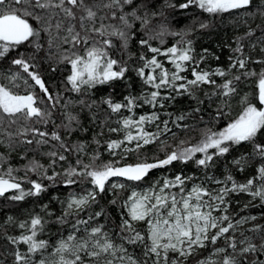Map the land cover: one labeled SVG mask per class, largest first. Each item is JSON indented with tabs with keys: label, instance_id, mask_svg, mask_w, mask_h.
I'll return each instance as SVG.
<instances>
[{
	"label": "trees",
	"instance_id": "1",
	"mask_svg": "<svg viewBox=\"0 0 264 264\" xmlns=\"http://www.w3.org/2000/svg\"><path fill=\"white\" fill-rule=\"evenodd\" d=\"M183 2L185 0H151L149 11L161 14L151 18V23L147 28H143L140 22L136 21L131 29L133 35L128 40L127 48L122 47V41L111 37L114 47L109 50V54H114L115 58L125 61L128 67L126 78L114 81L112 84L97 85L95 88L81 92L71 90L66 80L71 66L60 62L63 50L69 45L59 47L54 45L49 48L48 35L45 33H42V47L39 51H36L32 45H22L12 50L6 58L0 59V84L11 87L14 92L21 95L28 92L34 93L39 98L36 106L43 112L51 114L50 117L45 116L48 120L46 124L37 123L39 118L35 117L32 120H25L22 116L3 117L0 120V174L12 168L13 176L22 183L25 190L31 187L29 184L31 180L40 182L46 187V190L39 196L26 197L22 201L10 199L15 191L0 197V264H15L13 253L17 249L27 250L26 245L13 244L9 240V237H17L23 231L18 227L20 222L30 220L35 215L41 216L46 221L44 231L38 235V238L48 241L49 248L33 256V264H38L41 258H52L51 253L54 251V246L62 237L68 235L77 218L87 219L90 214L96 212H102V215L92 220L88 227L103 225L104 231L109 233L117 245L123 244L128 254L140 259H148V264H152V258L143 256V244L137 242L132 245L121 239L122 235H128L126 232L122 233L120 229L122 219L128 218L124 206L128 193L126 187L114 190L106 187V191L97 196L96 203L79 212V217L75 214L70 215L64 224L59 223L58 218L63 215L66 209L65 202L70 195L93 187L83 177H72L76 183L66 185L65 181L68 177L65 172L67 170L80 169L83 164H92L97 154L99 159L95 160L96 164L119 161V165H125L143 160L153 162L163 159L173 150L199 143L203 133L208 129L223 130L228 123L241 114L245 106L243 102L245 97L249 102L259 106L258 76L245 77L241 73L252 71L258 74L264 69V64L254 62L264 60V51H262L264 49V14H262L264 0H254V4L248 10L222 16H211L194 6L188 9L168 6L169 4L178 6ZM125 11H130V8L126 7ZM106 14H110V10L106 9L98 13L100 16ZM201 22L207 23L208 27L200 28ZM105 23L119 26L118 20L109 19L105 20ZM98 24L99 21H97V26ZM161 25L165 29V34L152 38L161 30ZM249 32L251 35L248 34ZM170 33H179V35ZM97 39L100 38L97 37ZM141 39H149L152 47L160 48L162 51L172 46H185L184 42L191 41L194 63L187 62L186 71L181 73L189 80L194 79L193 67L197 71L209 73L222 69L227 75L225 77L212 75L211 79L215 80L216 84H201L192 89V95L187 93L176 95L170 88L161 89V96H175V99L162 101L163 108L158 105L153 107L144 103L143 100H137L138 106L133 107L131 112L125 108L118 113H113L103 102L105 99L110 97L114 102L124 103L126 96L142 97L155 90L145 85L137 75V70L144 64L140 57L143 55L150 59L153 56L147 46L140 45ZM238 46L242 47V52L235 51ZM238 57L250 58L245 70L238 67L230 68ZM13 58L28 60L33 66L30 71H34L41 77L48 92L53 96L52 101L47 99L39 86L35 85L26 73L11 63ZM157 59L165 69L169 70L170 74L175 70L174 65L165 56L158 55ZM148 71L145 69L146 73ZM17 73L20 75V78L15 81L18 87H13L9 82V77ZM158 73L159 70L156 74ZM236 75H240L241 79L236 84L235 94L228 97L218 95L219 90L216 85L223 84L225 80ZM25 80L28 81L27 84ZM181 82L183 81H177V84ZM152 113H156L159 119L153 123H146L144 128L151 133L160 132L159 139L144 145L138 151L113 156L107 144L110 141L122 140L125 132H113L110 129H120L123 119L129 116L139 119L142 115L148 116ZM180 115H184L185 119L177 120ZM69 116L75 119L71 121L69 128H65L64 125L69 123ZM11 119H15L16 122L11 123ZM165 121L168 122L170 131L164 130ZM33 127L48 133L58 132L61 141L52 140L49 136L43 138L48 143L37 144L36 141L41 137L30 131ZM131 130L135 134V129ZM27 140H32L33 143L28 144ZM181 141L185 143L181 145ZM257 141L264 143V133L258 134ZM61 143L65 147H61ZM122 147L134 148L135 142ZM51 152H56L57 156H50ZM60 155H63L65 159L60 160ZM202 155L197 153L187 162L178 160L171 165L154 169L139 182L112 178L110 183L118 180L125 185H139L152 178L164 177L165 174L172 176L176 174L191 177V179L198 177L201 185L206 180H222L221 188H231L232 181L236 184H246L249 179L254 180L251 191H255L264 184V180L260 179L258 174V169L264 166V157L254 152L252 143L242 142L239 145H232L228 153L215 156L208 167L198 166L195 163V159L202 158ZM77 161H80V164ZM237 161L241 163L237 164ZM37 163L43 167L37 171L29 170L30 166ZM45 173L48 176L58 175H55V180H48L45 178ZM229 176L232 177V181L227 179ZM113 200H116L115 204L112 203ZM45 205L47 208H44ZM223 206L226 208L223 215H227L229 220L224 221L222 226H226L229 222L233 224V228L226 234V237H234L237 249L233 254L236 255L240 264H264V249L260 247L264 245V201L259 197H253L250 192L230 191L225 195ZM9 217L12 218L11 221ZM133 225L142 235H147L145 222H134ZM215 232L216 229L209 235ZM249 243L256 246V251L240 255L239 250L247 247ZM217 247H227L225 238L219 239L215 245L209 244L206 249L198 250L197 254L188 257L184 264H197L201 258L209 255L215 258L216 264H220L222 257L213 255L212 252ZM228 252L231 253L232 249L229 248ZM84 259L87 262L86 256Z\"/></svg>",
	"mask_w": 264,
	"mask_h": 264
},
{
	"label": "snow or ice",
	"instance_id": "2",
	"mask_svg": "<svg viewBox=\"0 0 264 264\" xmlns=\"http://www.w3.org/2000/svg\"><path fill=\"white\" fill-rule=\"evenodd\" d=\"M254 4V0H185L179 4H169V7L188 9L196 7L202 12L211 16H222L225 14L238 13L241 10H248ZM151 0H0V59L6 58L14 49L22 45H32L36 51L42 47V33L48 35V46L69 45L61 54L60 62L70 65V74L67 76V84L71 90L81 92L86 89L95 88L97 85L112 84L117 80H124L128 67L125 61L110 55L109 50L114 47L111 37H116L122 41V47L127 48V43L131 35V29L136 21H139L143 28H147L151 23V18L161 13L149 11ZM130 11H125V8ZM41 10L38 12L37 10ZM110 10V14L103 16L99 12ZM119 12V15H117ZM264 14V12H262ZM118 20L119 26L106 24L105 20ZM35 21V23H33ZM97 21L99 24L97 26ZM200 28H207L208 24L201 22ZM160 31L152 38H158L165 34L163 25ZM53 32L55 34H53ZM179 35V33H170ZM251 35V32L248 33ZM147 35V33L145 34ZM99 37L100 39H97ZM59 41V44H57ZM141 46H147L153 53L150 59L141 56L144 61L141 68L137 70V75L142 79L145 85L151 86L154 91L142 97L126 96L124 103L114 102L110 97L103 102L108 105L111 112L118 113L122 109H128L130 112L133 107L138 106L137 100H143L144 103L161 108L164 107L162 101L175 99V96H161V89L170 88L176 95L187 93L192 95V89L201 84H216L211 79L212 75L225 77L227 73L222 69L215 72L197 71L192 69L194 79H187L181 73L186 71V63L193 62V48L191 41L184 42L185 46H172L162 51L160 48L152 47L149 39H141ZM82 48V52H81ZM207 51V50H205ZM236 52H242V47L238 46ZM264 51V49H262ZM158 55L165 56L168 61L174 65V71L169 73L162 63L157 59ZM250 58L238 57L230 65V68H239L245 70ZM264 64V60L254 61ZM11 63L18 66L34 81L35 85L45 94L49 101L53 96L48 92L41 77L34 71H30L33 66L24 58H13ZM145 69L149 71L146 73ZM157 70H159L158 75ZM241 75L258 76V96L259 106L244 98L243 110L241 114L221 131H212L208 129L203 133L199 143L190 147H180L179 150H173L166 154L165 158L157 159L154 162L143 160L135 164H125L118 166L119 161H109L107 163L96 164L99 159L97 154L92 164H83L80 169L71 168L65 172L68 177L66 185L76 183L72 177H83L93 186L91 190L82 195H70L67 199L66 209L58 222L64 224L67 217L75 214L79 217V212L90 208L96 203V198L100 193L110 189H123L126 187L123 183L112 182V178H124L129 182H139L144 179L148 173L156 168L171 165L174 161L187 162L193 159L197 153H201L202 158L195 159L198 166L208 167L215 156H223L229 152L232 145H239L242 142L252 143L254 152L264 157V143L257 141L258 134L264 133V69L258 74L252 71H243ZM20 78L19 73L9 77V82L13 87H18L15 81ZM241 76L236 75L231 79L225 80L223 84L216 85L218 95L228 97L235 94L236 84ZM177 81H183L177 84ZM28 83L27 80L24 81ZM39 98L32 92L21 95L14 92L11 87L0 84V120L3 117L15 118L22 116L25 120L39 118L37 123H48L45 116L50 117V113L43 112L37 105ZM199 111V109H197ZM75 117L69 116V123L65 128L71 126V121ZM159 117L156 113L148 116H140L139 119H133L131 116L124 118L122 129H110L116 132L123 130L125 135L122 140L110 141L107 148L110 153L117 155L116 149H121L125 144L135 142L134 148L123 147V152L138 151L144 145L155 142L159 139L160 132L151 133L145 130L146 123H153ZM185 119L184 115L177 117V120ZM11 119V123H15ZM131 129H135V134ZM164 130L170 131L168 122H164ZM34 135L41 139L37 144L48 143L44 137H49L55 141H61L58 132H45L39 128H31ZM28 144L32 140L26 141ZM185 142L181 141V145ZM61 147H65L62 143ZM210 150H212L210 152ZM56 157V152L49 153ZM64 160L63 155L59 156ZM55 163V160H53ZM80 164V161H77ZM237 164L241 161H237ZM38 163L30 166L29 170L37 171L42 168ZM13 169L8 168L6 172L0 174V197L5 196L9 191L15 190L10 199L13 201H22L26 197L39 196L46 187L35 180L29 181L31 187L25 190L21 183L17 182L13 176ZM260 179L264 180V166L258 169ZM55 175L45 178L55 180ZM191 177H182L176 175L174 180H164L163 185L158 189H149L138 193L133 190L125 202L128 209V219H122L121 232L128 233L127 236H121L128 244L135 245L140 242L144 246L143 256L152 259V264H184L188 257L197 254L198 250L206 249L209 244L215 245L221 238H225L227 247H217L213 249V255L222 257L220 264H240L236 255L237 244L234 237H226L233 224L229 222L222 226L224 221H228L227 215L214 216L213 213L220 211L219 204L224 203L225 195L230 191L250 192L253 197H259L264 201V184L255 191H251L254 180L249 179L246 184H236L232 177L227 179L232 181L231 188H221L219 192L213 193L201 185H194L188 191H185V181ZM219 183V182H218ZM178 188V193L167 192V189ZM207 197L208 199H204ZM113 204L116 200L112 201ZM47 208V205L44 206ZM102 215V212L90 214L87 219L77 218L72 224V230L66 237H62L54 246L51 253L52 258H41L38 264H148V259H140L134 255H129L123 244L117 245L109 233L104 231L103 225L88 227L90 222L96 217ZM12 220L11 217L8 218ZM255 219V217H251ZM132 222H146L147 235H142ZM46 221L35 215L30 220L22 221L18 227L23 231L17 237H9L13 244H23L27 246L26 251L17 249L13 255L15 264H33V256L49 248V242L39 239L38 235L44 231ZM211 229L216 232L209 235ZM264 249V245L260 246ZM232 249L229 253L228 249ZM256 251V246L249 243L247 247L241 248L239 254ZM170 253L176 254L175 257ZM87 257V262L84 257ZM197 264H216V261L205 259L199 260Z\"/></svg>",
	"mask_w": 264,
	"mask_h": 264
},
{
	"label": "rangeland",
	"instance_id": "3",
	"mask_svg": "<svg viewBox=\"0 0 264 264\" xmlns=\"http://www.w3.org/2000/svg\"><path fill=\"white\" fill-rule=\"evenodd\" d=\"M122 128H123V125L121 124L120 125V129H122ZM119 132H123L124 133L123 130H121ZM116 152H117V155H123V154L125 155V153L123 152V147L121 149H116ZM175 176H176V174H174L173 176L172 175H166L165 174L164 177H158L157 176L158 178H152L151 180H149V181H147V182H145L143 184H139V185H137V184H127L126 185V189L128 190V193H127V197H126L125 202L127 201L128 196L131 194V192L133 190L137 191L138 193H142V192H145V191H147L149 189H158L159 187H161L163 185L164 180H166V179L167 180H174ZM194 178L185 181V186H184L185 187V191H188L194 185H201L200 182H199V180H198V177L197 178L194 177ZM113 182L122 183V182H119L118 180H115ZM222 183H223L222 180H206L204 182V184L201 185V186H203L204 188L208 189L210 192L216 193V192H219V190L221 189ZM91 189L92 188H90L89 190H91ZM86 191H88V189H86L84 192H80V193L73 194V195H77V196L78 195H82V194H85ZM166 191L167 192H171V193H178L179 192V189L178 188H170V189H167ZM204 199L207 200L208 198L205 197ZM217 204H218V207H219L220 211L214 212L213 215L214 216H222L224 214V211H225L226 208L223 206V204H219V202H217ZM125 210L128 213L127 207H125ZM132 223H134V222H132ZM146 226H147V224H146ZM213 230L214 229H211L210 232L213 231ZM169 255L172 256V257H175L176 254L170 253ZM152 259H154V257ZM205 259L214 260L215 258L212 257V255H209L206 258H201L200 260H205ZM117 264H119L118 261H117Z\"/></svg>",
	"mask_w": 264,
	"mask_h": 264
},
{
	"label": "water",
	"instance_id": "4",
	"mask_svg": "<svg viewBox=\"0 0 264 264\" xmlns=\"http://www.w3.org/2000/svg\"><path fill=\"white\" fill-rule=\"evenodd\" d=\"M119 166H123V165H119ZM161 168V167H160ZM157 169V168H156ZM154 170V169H153ZM152 171V170H151ZM146 177V176H145ZM144 177V178H145ZM124 179V178H123ZM17 182H19V181H17ZM19 183H21V182H19ZM21 185H22V183H21ZM23 186V185H22ZM12 191H15V190H12ZM12 191H9L8 193H10V192H12ZM7 194V193H6Z\"/></svg>",
	"mask_w": 264,
	"mask_h": 264
}]
</instances>
